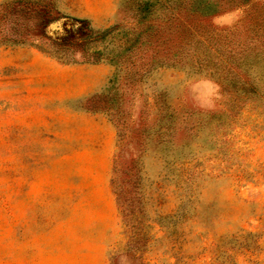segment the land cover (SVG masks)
<instances>
[{"label": "rangeland", "instance_id": "374dc122", "mask_svg": "<svg viewBox=\"0 0 264 264\" xmlns=\"http://www.w3.org/2000/svg\"><path fill=\"white\" fill-rule=\"evenodd\" d=\"M105 3L0 0V46L59 65L45 101L24 99L13 64L0 69V264H264V93L228 72L237 53L264 63V0L209 14L185 38L166 0H111L109 15ZM63 109L103 111L115 128L120 226L107 243L57 191L100 152Z\"/></svg>", "mask_w": 264, "mask_h": 264}, {"label": "crops", "instance_id": "0c3cea01", "mask_svg": "<svg viewBox=\"0 0 264 264\" xmlns=\"http://www.w3.org/2000/svg\"><path fill=\"white\" fill-rule=\"evenodd\" d=\"M111 6V0H106L105 5L99 8V12L109 15L112 11ZM85 16L90 17L88 13H85ZM107 23L104 22L103 25ZM6 48L0 46V69L7 64H13L20 70L17 75L20 77V91L22 95L24 94V99L28 100L29 97L32 99L36 92L43 95V101L48 100L49 96H53L54 88L50 83L53 78L47 69L50 66L58 65L57 62L41 56L38 49L32 45L8 47L14 48L12 54ZM40 64L45 69L38 73L37 68ZM25 109L29 111L28 105H25ZM30 110L33 112L32 108ZM62 112L64 117L67 116L68 123H78L84 126L85 148H97L100 152L95 162L96 166H93V162L90 169L78 174L79 184H63L61 188H57V191L63 196L78 198L72 203L75 206L72 212L79 214L80 226L87 230V236L93 242L97 237V240L98 238L102 239L99 241L100 243H107L112 238L118 237L120 226L115 193L110 183L109 174L111 150L115 143L114 125L108 116L100 110L63 109Z\"/></svg>", "mask_w": 264, "mask_h": 264}, {"label": "trees", "instance_id": "16d2710c", "mask_svg": "<svg viewBox=\"0 0 264 264\" xmlns=\"http://www.w3.org/2000/svg\"><path fill=\"white\" fill-rule=\"evenodd\" d=\"M166 1L167 3L164 7L169 8L170 11L169 15L166 17V24L176 26L178 28V34H183L184 38L198 33L200 31L199 28H203L204 25L208 26L209 24L199 26L201 22L205 21L207 15L216 13L224 8H229L230 6H252L255 2V0H178L177 3H174L173 0ZM237 54V57L232 58L231 61L228 62L230 64L228 66V72L232 76L238 77V79H236L237 81L232 83L233 87H240L242 89L243 87H248L246 91L250 93H264V63L262 64L259 59L261 53L257 51L250 53L249 51V53L241 52ZM221 55L220 57L224 58ZM262 57L264 58L263 52ZM245 65H247V68H261L258 74V80L262 82V85H256L257 83L250 82V78H248L249 75L245 72L242 73L241 70L246 68ZM260 96L262 97V101H264L263 94Z\"/></svg>", "mask_w": 264, "mask_h": 264}, {"label": "clouds", "instance_id": "9594fccd", "mask_svg": "<svg viewBox=\"0 0 264 264\" xmlns=\"http://www.w3.org/2000/svg\"><path fill=\"white\" fill-rule=\"evenodd\" d=\"M211 101L209 100L208 103H210Z\"/></svg>", "mask_w": 264, "mask_h": 264}]
</instances>
